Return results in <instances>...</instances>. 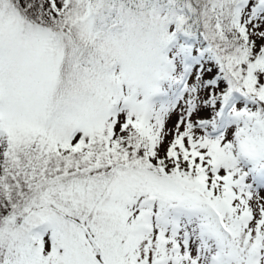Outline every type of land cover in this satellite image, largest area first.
Returning a JSON list of instances; mask_svg holds the SVG:
<instances>
[{"label":"snow or ice","instance_id":"1","mask_svg":"<svg viewBox=\"0 0 264 264\" xmlns=\"http://www.w3.org/2000/svg\"><path fill=\"white\" fill-rule=\"evenodd\" d=\"M0 264H264V0H0Z\"/></svg>","mask_w":264,"mask_h":264}]
</instances>
